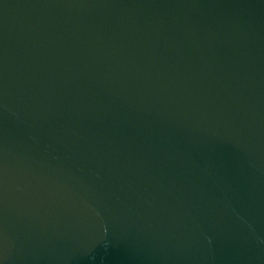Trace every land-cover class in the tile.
Returning <instances> with one entry per match:
<instances>
[{"label": "water", "instance_id": "obj_1", "mask_svg": "<svg viewBox=\"0 0 264 264\" xmlns=\"http://www.w3.org/2000/svg\"><path fill=\"white\" fill-rule=\"evenodd\" d=\"M0 264H264V0H0Z\"/></svg>", "mask_w": 264, "mask_h": 264}]
</instances>
